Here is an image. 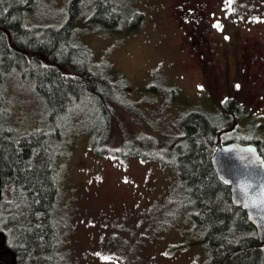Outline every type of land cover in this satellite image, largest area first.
Instances as JSON below:
<instances>
[{
	"label": "rangeland",
	"instance_id": "1",
	"mask_svg": "<svg viewBox=\"0 0 264 264\" xmlns=\"http://www.w3.org/2000/svg\"><path fill=\"white\" fill-rule=\"evenodd\" d=\"M69 1L35 0L25 21L29 26L59 25ZM116 2L125 22L120 30L90 23L92 12L87 5L74 25L73 39L91 52L97 68L106 71L118 88L127 89L108 134L113 148L131 154L130 148L140 144L135 140V145L134 139L141 135L165 147L172 136L179 135L183 115L202 110L214 114L218 107L209 98L207 82L198 69L177 53L180 31L169 18L166 0ZM251 3L256 16L250 22L226 21L232 44L245 32L261 29L264 34V0ZM139 12L142 24L131 28L133 15ZM2 88L5 124L26 131L41 129L43 109L27 81L14 75L3 80ZM88 108L90 103L69 118L63 154L55 164L61 264H206L207 248L201 232L192 225L189 199L175 167L144 160L140 153L95 156L104 126L90 127ZM262 122L244 127L241 123L230 136L241 142L260 138L259 150L264 154V117ZM221 124L232 126L228 120ZM141 150L154 153L149 145Z\"/></svg>",
	"mask_w": 264,
	"mask_h": 264
},
{
	"label": "trees",
	"instance_id": "2",
	"mask_svg": "<svg viewBox=\"0 0 264 264\" xmlns=\"http://www.w3.org/2000/svg\"><path fill=\"white\" fill-rule=\"evenodd\" d=\"M34 4L35 0H0V264H61L55 164L63 154L69 118L76 109L78 114L85 111L88 103L90 127L104 126L95 156L120 158L140 153L144 160L175 167L189 199L192 225L201 232L207 248L206 264H264V246L255 228L246 213L232 204L229 187L212 164L220 144L258 147L255 140L241 142L230 136L235 132L222 135L221 121L228 120V113L202 110L183 115L179 135L172 136L165 147L141 135L134 139L135 145V140L140 144L130 148L131 154L113 148L108 134L127 89L118 88L106 71L97 68L91 52L75 43L73 31L87 5L92 12L90 23L120 30L125 22L116 0H70L62 23L46 27L26 23ZM139 17L133 15L132 28ZM14 75L27 81L42 106L39 130H19L2 119V82ZM145 145L154 153L142 152Z\"/></svg>",
	"mask_w": 264,
	"mask_h": 264
},
{
	"label": "flooded vegetation",
	"instance_id": "3",
	"mask_svg": "<svg viewBox=\"0 0 264 264\" xmlns=\"http://www.w3.org/2000/svg\"><path fill=\"white\" fill-rule=\"evenodd\" d=\"M166 2L169 18L180 31L178 55L198 69V74L207 82L209 98L215 101L219 114L227 112L229 115L228 122L232 126L224 128L222 134L237 133L241 123L242 127L251 123L261 126L264 117V34L259 32L261 29L245 32L236 44H232L229 31H225L228 20L250 22L256 16L251 0ZM139 15L136 28L143 21L142 13ZM254 142L260 149L262 140L258 138Z\"/></svg>",
	"mask_w": 264,
	"mask_h": 264
},
{
	"label": "water",
	"instance_id": "4",
	"mask_svg": "<svg viewBox=\"0 0 264 264\" xmlns=\"http://www.w3.org/2000/svg\"><path fill=\"white\" fill-rule=\"evenodd\" d=\"M212 164L229 187L231 202L246 213L264 246V158L255 144H220Z\"/></svg>",
	"mask_w": 264,
	"mask_h": 264
}]
</instances>
